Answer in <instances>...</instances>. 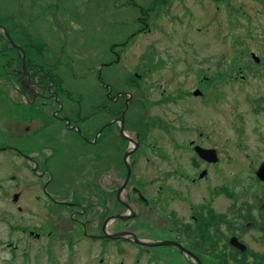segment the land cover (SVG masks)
<instances>
[{
    "label": "flooded vegetation",
    "instance_id": "af4514ba",
    "mask_svg": "<svg viewBox=\"0 0 264 264\" xmlns=\"http://www.w3.org/2000/svg\"><path fill=\"white\" fill-rule=\"evenodd\" d=\"M148 26L87 61L62 53L69 43L92 45V36L58 29L34 40L0 28V264H264V57L256 52L230 78L205 77L209 94L194 91L207 109L228 84L241 143L224 142L222 128L184 143L148 141L144 128H169L154 116L150 91L157 86L161 105L187 98L185 79L159 77L167 51L126 47ZM137 48L143 71L128 74ZM77 68L92 83L86 102L56 73L76 79Z\"/></svg>",
    "mask_w": 264,
    "mask_h": 264
},
{
    "label": "rangeland",
    "instance_id": "374dc122",
    "mask_svg": "<svg viewBox=\"0 0 264 264\" xmlns=\"http://www.w3.org/2000/svg\"><path fill=\"white\" fill-rule=\"evenodd\" d=\"M57 1L0 0V25L3 24L10 32L31 34L34 40L58 29L74 36V39L79 36L89 39L92 36L91 44L96 47L89 46L88 43L83 49L75 48L72 51L69 43L66 52L62 53V61H66L67 53L73 58L80 57L87 61L88 55L95 53L94 48L97 56L104 55L114 49L113 44L125 43L134 30H143L144 26L149 25L142 42L133 36L126 47L130 51L135 44L144 46L145 49L148 45L156 44L158 48L167 51L160 54L164 60V63H160L166 66L161 68L159 77L174 78L181 82L185 79L190 106L187 105V98L182 99L184 102L173 100L169 104V101H165L161 105L164 98H161L156 86L150 91L148 99L154 105V116L165 119L169 128L147 131L144 128V138L146 135L148 141L155 140L165 144L184 143L189 139L200 140L199 133H213L222 128L226 131L224 142L233 140L241 143L235 140L231 131L235 126L233 108L236 97L229 86L225 87L228 84L217 86L225 94L207 109L200 105L203 100L194 97L193 92L199 89L202 93H210L212 84L206 82L205 77L230 78L238 67L248 69L250 62L258 61L252 58V52L264 57V0H61L62 5H58ZM114 3H122L123 6L119 8ZM108 8H111V15ZM119 9L123 10V15H120ZM89 20L93 25L88 27ZM109 20L115 22V25L109 23ZM60 46L63 48L61 43ZM231 48L238 53H232ZM142 49L137 48L135 57L128 61L127 73L143 71L136 67ZM3 62L6 63L0 59V71ZM218 66L222 69L223 76L216 75L214 68ZM75 72L79 75L76 79L69 70L62 69L56 73L69 86V90L82 96L86 102L92 83L81 79L83 73L78 68ZM3 86L0 85V92H3ZM246 86L245 91L248 89ZM173 88H176L175 82ZM148 99L145 100L150 104ZM84 107L82 110L87 111V107ZM153 119L149 114V120L146 119L143 126L149 125ZM246 137L251 142L256 139L253 131L247 133ZM183 161V167L187 169V161ZM191 172L195 173L193 170ZM176 174L184 179L181 172L176 171ZM128 251L131 255L136 253L132 247H128Z\"/></svg>",
    "mask_w": 264,
    "mask_h": 264
},
{
    "label": "water",
    "instance_id": "95a60500",
    "mask_svg": "<svg viewBox=\"0 0 264 264\" xmlns=\"http://www.w3.org/2000/svg\"><path fill=\"white\" fill-rule=\"evenodd\" d=\"M2 27V26H1ZM3 30L6 31V29L4 27H2ZM195 96H199L200 95V92L199 91H196L194 93ZM198 154L200 157H206V152L204 150H202L201 148H196Z\"/></svg>",
    "mask_w": 264,
    "mask_h": 264
}]
</instances>
